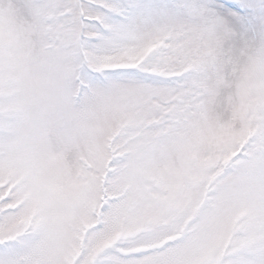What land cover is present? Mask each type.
I'll return each mask as SVG.
<instances>
[{
    "label": "snow or ice",
    "instance_id": "1",
    "mask_svg": "<svg viewBox=\"0 0 264 264\" xmlns=\"http://www.w3.org/2000/svg\"><path fill=\"white\" fill-rule=\"evenodd\" d=\"M0 264H264V0H0Z\"/></svg>",
    "mask_w": 264,
    "mask_h": 264
}]
</instances>
